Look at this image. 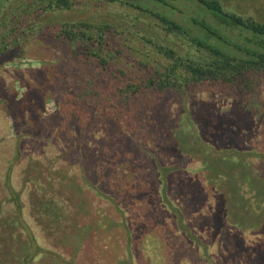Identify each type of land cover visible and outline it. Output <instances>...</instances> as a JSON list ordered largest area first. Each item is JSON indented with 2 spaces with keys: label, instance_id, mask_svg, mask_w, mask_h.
I'll return each instance as SVG.
<instances>
[{
  "label": "rangeland",
  "instance_id": "rangeland-1",
  "mask_svg": "<svg viewBox=\"0 0 264 264\" xmlns=\"http://www.w3.org/2000/svg\"><path fill=\"white\" fill-rule=\"evenodd\" d=\"M222 2L264 21V0ZM47 5L0 0V264H264V72L120 101L150 41L209 53L129 5ZM67 21L131 30L127 74L91 82Z\"/></svg>",
  "mask_w": 264,
  "mask_h": 264
},
{
  "label": "trees",
  "instance_id": "trees-1",
  "mask_svg": "<svg viewBox=\"0 0 264 264\" xmlns=\"http://www.w3.org/2000/svg\"><path fill=\"white\" fill-rule=\"evenodd\" d=\"M42 1L43 4H48L46 7L64 9L83 0ZM96 1L117 2L150 13L156 17L159 26L168 35L184 37L192 46L205 49L210 56L208 60H198L189 53L182 54L169 45L149 40L159 58L135 60L141 66L139 68L141 74H137L140 83L127 82L126 85L118 83L119 91H116V94L120 101L124 95L130 97L132 93L145 88L159 93L182 90L189 92L206 80L232 83L241 78L248 79L251 72L257 74L264 72V21L226 9L222 0ZM193 4L211 12L213 22L207 23L202 18L192 16L193 12L189 6ZM195 28L200 31H196ZM131 33L132 31L124 26L91 21H67L60 24L54 35L60 42L67 41L76 45V54L82 56L88 65L89 72L86 75L88 74L91 82H98L100 76L114 73V70L120 75L127 74L117 66L119 64L116 63V59L119 55L125 54L122 44L128 40Z\"/></svg>",
  "mask_w": 264,
  "mask_h": 264
}]
</instances>
